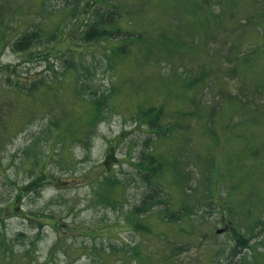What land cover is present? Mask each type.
<instances>
[{
  "label": "rangeland",
  "instance_id": "obj_1",
  "mask_svg": "<svg viewBox=\"0 0 264 264\" xmlns=\"http://www.w3.org/2000/svg\"><path fill=\"white\" fill-rule=\"evenodd\" d=\"M162 1L167 6H159ZM200 1L203 2L193 0V4ZM206 1L210 2L207 5L209 8L219 10L218 3L215 4L217 0ZM81 3L84 0H0V16L5 21L10 17L13 22L12 33L7 31L5 37L7 43L9 39L13 40L29 29L36 30L38 39L43 40V43H36L31 48L32 55L36 53L38 56H32L33 59L30 57V62L23 61L28 53H16L3 42L4 47L0 46V63L16 64L19 76L28 77L29 81H49L51 74L54 77L43 88L46 90L45 95L39 99L38 94L35 95V99H38L35 106L39 112H31L27 116L21 110V96L19 100L4 85L5 81L0 82V136L11 129L13 124H22L16 134L11 129V139L6 141V147L0 155V208L5 207V211L10 213L9 217L2 213L4 221L0 222V264H213L211 259L215 264H229L226 254L234 240L226 229V223L231 221V217L226 216L222 205L226 204L224 195L231 184L229 173H226L233 168L229 158L234 155L226 143L232 141L236 157L238 153L245 154V141L237 131L243 133V130H254L252 123L245 121L237 131L228 135L226 128L220 130V124H217L218 138L213 143L218 142V145H213L201 130L200 135H197L193 128L181 126L177 128L173 139L159 140L152 129H147L146 122L139 123L129 113L138 106H152L163 111L162 123L181 119L183 116L177 111L181 110V105L187 106L177 95L180 86L177 78H180L182 71L197 67L198 62V58L191 61L186 56L192 53L185 52L188 45L201 48L203 54L208 50L205 57L211 61V56L215 55L210 54L211 51L221 55L220 52H227L228 47L230 50L231 42H237L240 38L242 40L246 34H251V38L246 39L244 46L246 49L252 48V42L259 41L256 39L255 27L239 26L229 36L226 43L230 42L227 45L223 26L222 30L219 29V34H213V31L205 34L197 18L182 8L170 9L169 1L154 0L153 5L141 0H97L96 3H100V6L96 5V9L92 10L91 5L86 10L90 17L98 10L106 12L114 5L118 8L120 6L123 8L121 13L124 21L116 20L110 25V29L121 32L124 36L140 35L143 38L133 45L129 43L131 40L124 43L125 51H130L128 55L119 54L118 59L115 58L116 61L112 63L115 70H112L106 54L109 47L113 48L119 42L112 38L102 44L83 43L76 37L81 32L72 29L86 13L78 12ZM75 6L77 12L72 16ZM219 12L225 22L226 18L230 22V11ZM251 13H255L253 6L247 7L246 13L242 12V21L245 15ZM259 20L263 22L262 19ZM233 29L235 28L230 26L227 31L230 33ZM51 36H57L53 44L49 42ZM61 36L65 37L62 41ZM162 41L174 42L172 47L184 53L185 58L178 52L176 55H180L179 58H173V51L161 48L158 42ZM224 46L225 49H221ZM48 47L53 48L51 51H57L58 47L63 51L64 57L59 55L51 57L47 62L43 61L41 55L48 51ZM148 53L151 54L150 57ZM143 55L148 56L149 60L139 58ZM76 56L85 60L95 72L80 96L73 91L72 74L60 73L68 63L66 61ZM2 74L3 71L0 70V78ZM205 77L207 78V72ZM104 88L112 94L110 105L113 107L109 112L103 113L106 118L101 117L93 125L91 103L88 100L92 99L94 92L99 95ZM253 89L250 88L248 93ZM203 94L204 92L202 96ZM72 101H76V105H72ZM47 103L51 107H57L55 109L59 111L47 109ZM61 109L69 113L72 133L80 132L79 137L83 138L85 145L75 140L67 142L62 148L60 141L54 140L59 138L52 121L58 119ZM197 117L194 116L193 120ZM240 119L234 118L242 122ZM223 122L225 124L226 118ZM47 128L52 130L49 132V139L48 133L42 135ZM4 139L5 137L0 138V142ZM34 141L40 152L33 151L28 158L24 150ZM111 145H115L117 161L109 171L110 174L114 172L119 183L108 191L104 190L105 185L97 187L93 183L97 178L99 182L102 180L100 175L106 168L102 161ZM173 151H178L182 167L190 171L196 168V181H185L183 185L186 189L185 196L198 198L200 201L192 208L195 212L183 217L180 223H158L157 214L167 203L171 211H175L179 204L182 205V193L179 194V189L173 186L175 177L168 169L166 171L165 163V171L155 183L159 181L165 185L163 196H168L167 203L149 209L146 216L137 214L133 210L134 206L139 204L141 196L151 183L138 171L137 162L142 159L143 154H146L147 159L151 154L156 157L159 153L168 162L167 154L170 157ZM203 153L202 157H198V154ZM158 158L162 159V156L159 155ZM198 161L203 164L215 161L218 173L221 172L224 176L219 179L221 181L213 192L217 206L208 205L209 200L201 196L205 191L203 183L208 180L196 167ZM250 161L253 174L251 173L243 187L238 183L236 193L230 198L236 222L243 221L244 218L247 220L248 211L244 207L249 203L253 204V213L257 215L262 212V206H258L256 201L257 195L264 193V162ZM41 172L50 176L52 181L49 183L41 180L38 189L24 196L19 207H16L11 200L17 187H24L39 176L43 178ZM191 185L196 194L189 193ZM96 188L100 193L96 192ZM256 205L260 209H256ZM188 207L191 205L184 210ZM131 212L134 216H139L138 221L147 225L149 231L134 226V221L130 219ZM54 220L56 226L53 224ZM39 223H42V227L38 226ZM255 228H258V224ZM217 229L223 230L216 233ZM259 233L260 231L250 241L255 251L244 249L242 256L246 261L252 262L253 255L264 250L263 244L259 242L264 234L261 236Z\"/></svg>",
  "mask_w": 264,
  "mask_h": 264
},
{
  "label": "trees",
  "instance_id": "obj_2",
  "mask_svg": "<svg viewBox=\"0 0 264 264\" xmlns=\"http://www.w3.org/2000/svg\"><path fill=\"white\" fill-rule=\"evenodd\" d=\"M96 1L97 0H84V3H81L78 12H86V10L91 5V9L95 10L96 5H101L100 3H96ZM141 1L154 5V0ZM165 1H169L170 9L173 10L182 8L190 13L194 18H197L205 34H209L210 31H213V34H219V29L222 30L223 26V29L225 30L224 32L226 33L225 44L227 45L230 42L229 41L228 43H226L229 36L232 35L239 26L250 25L252 27L253 25L255 27V33L257 35L256 39H259V41H253L251 45L252 48L249 47L248 49H246L244 46L246 39H248L249 37L251 38V34H246L243 36L242 40L240 38V40H238L237 42H231L232 44L230 45V50L228 47L227 52H225V50L223 54L220 52L221 55L215 53V51H211L210 54H215L211 56V61H209V58L205 57L206 53L209 52L207 49H203V51L207 50V52L203 54L201 48H195L191 45H188V48L185 52L192 53L186 54V56H188L191 61H193L195 58H198V62L197 67L182 71L180 74V78H177V82H179L180 85L178 88L179 93L177 95L184 100L185 105L187 106L184 107L183 104L180 106L181 110L179 111L178 109L177 111V113H180L183 116L181 119H176V121H166V123H162L161 121L163 119V111H161L160 108L157 109L152 106L147 108L138 106L133 112H130L129 114L133 115L132 117H134V119L139 123L146 122L145 124L147 125V129H152L159 140H167L171 138L173 139L174 137H176L177 128L191 127V129H194V132L197 131V135H200L199 130H201L203 134L208 136L210 144L215 142V140H217L218 138L217 124H220V130H224L226 128V135H228L230 133L233 134L234 130L237 131L238 128H240L241 123H244L245 121H250L252 123V127L254 128V130L252 129L249 132H245L243 130V133L237 131L240 135H242L245 141V154L240 155L238 153L236 157V149L232 145V141L230 143H226L229 146L230 152L234 155V157L230 155L229 158V162L231 161V163L233 164V168L229 169V171H227L226 173H229L228 177L231 184L229 185V188L224 195V197H226V204L224 203V205H222L226 211V216L230 215L231 217V221L228 220V222L226 223V229L227 232L229 231L228 233L231 239L234 240V243L226 256L229 259V264H264V250H260L259 253L253 255L252 262L246 261L242 256V254H244V249L255 251V248L252 247L250 241L257 235L258 231H260L259 234L261 236L264 234V193L261 196L257 195L258 200L256 201L258 206H262V212L260 211L257 215L256 213H253V204L249 203L247 207H244L246 211H248V218L247 220L244 218L245 221H234L233 217H235V214L233 213V205L230 204L231 196L236 193V189L239 187L238 183L240 182L241 187H243L246 181L253 174L252 170L254 169H252L250 160L258 161L257 163L264 162V0H217L215 4L218 3L217 6H219V10L223 12L230 11V22H227V18L226 22L225 19L223 20V16H220L219 10L215 11L214 8H209V6L207 5L210 2L206 0H203V2L200 1L195 4H193V0ZM163 5L166 4L162 1L159 6ZM249 6L254 7L255 13L245 15L244 20L242 21V12L246 13L247 7ZM122 9L120 6L118 8L116 5H114L113 8H110L106 12H102L100 10L96 12L94 11L95 13L92 17H90L88 12H86L83 19L75 23L72 27V29L76 31L79 30V33L81 32L80 36L77 35L76 37L77 39L79 37V39L82 40L83 43L94 42L97 44H102V42H107L108 40H112V38L116 39L119 42L115 47H109V49L107 50L108 52L106 54V59L107 62L112 66V70H115V66L112 63L115 62L116 59H118L117 57H119V54L128 55L130 51V49L127 52L125 51L124 43L126 41L129 42L131 40L129 43L133 45L134 42L143 40L142 36L140 35L128 36L129 34H125L126 36H124L121 32L110 29V25L116 20H119V22L124 21V15L121 13ZM76 12L77 7L75 6V8L72 10V16H75ZM259 18L262 19V23ZM12 23L13 22L10 21V17H8V19L5 21L2 16H0V46L4 47V44H2L4 42L6 43V45L11 46L10 48L12 49V51L16 53H28V57H26L23 61L30 62L32 60H30L29 58L31 57L33 59V57L36 55V53L32 55L33 52L31 51V48L36 43H43V40L41 41V38L38 39L39 34L36 32V30H29L15 36L13 40L9 39V43H7L5 41V37L7 36V31H9V33H12ZM230 26L234 27L235 29L231 30V32L229 33L227 31V28H229ZM63 36L66 37V35ZM63 36H61L60 41L65 38ZM56 38L57 36H51V38H49V42L53 44ZM156 42L157 41H155V43ZM158 43H160L162 49L173 51L175 53V56L173 58L175 59L179 58L180 55H185L184 53H180L172 47V44L174 42L162 41ZM52 49L53 48L50 49V47H48V51L41 55L43 56V61L47 62L51 59V57H57L59 55L61 56V58L64 57L63 51L59 50L58 47L56 48L57 51H51ZM221 49H225V46ZM177 52L180 55H176L178 54ZM1 54L2 47L0 50V56ZM150 55L151 54L148 53L149 57ZM37 56L38 55H36V57ZM148 56L143 55L139 58H142L143 61L149 60ZM81 59H79V57L77 56L71 57L70 60L66 61L68 63L60 70V73L72 74L74 83L73 91L77 92V95L79 96L82 95V92L85 88L84 86L89 84L87 82L91 78H93L90 76L95 74V72L93 73V71L90 69V65L85 60ZM90 62L92 64V61ZM0 70L3 71L0 82L2 83L3 81H5L4 85L7 86L8 90L11 93L15 94L19 100L21 96L22 102L20 106L21 110L23 109L24 115L27 116L31 112L38 113L39 110L35 105L38 102L39 97L46 94V90H43V88L47 86L49 81H52L54 79L52 74L49 81H45L43 79H33L29 81L28 77L21 78L19 76L16 70V64L0 63ZM206 72L207 78L205 77ZM252 87L254 88L253 91L251 93H248V90ZM202 92H204L203 96ZM36 94H38V99H35ZM111 95V92L108 90L105 91L104 88L99 95H96L94 92V96L92 97V99L88 100L89 103H91V123L93 125H95V123L101 117L106 118L105 116H103V113L109 112V109L113 107L112 105H110ZM82 98L86 103L85 98ZM75 103L76 101H72V105H76ZM46 108L53 111H59L58 109H55L57 107H51L48 103ZM59 114L60 116L57 117L58 119L52 121L54 127L57 130V136L59 138H54V140L60 141V145L62 146V148L66 145L67 142H72L75 140L82 145H85L84 142H82L83 138L79 137L81 135L80 132L77 131L76 134L72 133V130L70 129L71 122L69 121V113L64 112V109H61V112ZM194 116H198L196 120H193ZM60 117H62L61 120L59 119ZM187 117L189 120H187ZM199 118L200 121L198 120ZM225 118L226 122L224 124L223 120ZM234 118L237 120L241 118L240 120H242V122H238L237 120H234ZM21 126L22 124H19V126L18 124L17 126H14L13 124L11 129L16 134ZM203 127L204 129H202ZM11 129H8V131H6L4 135L0 136V138L5 137L3 142H0V155L2 150L6 147V141H9L11 139ZM43 131L44 132L42 135L48 133L47 138L49 139V132L52 130L50 128H47ZM57 141L54 143V145L57 143ZM255 142H258V144H256ZM213 145H218V142L213 143ZM114 147L115 145L110 146L106 157L102 161V163L106 167L105 171L100 175V177H102V180H100L99 182L97 178V181H94L93 183L96 184L97 187L98 185H105L106 189L104 190L108 191H110L112 188L114 189L115 186L119 183L116 175H113L114 172L112 171V173L110 174L109 171V168L115 165L117 161L114 153ZM33 151L36 153L40 152L36 141L32 142L31 146L24 150V153L28 158H30V153H32ZM159 155L160 157L162 156V159L158 158ZM159 155L155 157L154 154H151L146 159V154H143L141 156L142 159L137 162L138 171H140L141 174L143 173V178L146 180H150L151 183L150 186H148V189H145L143 195L141 196L139 204L135 205L133 210L139 215L145 214L146 216L149 209L157 206L158 204L167 203L168 196H163V194L165 193V185L163 183L161 184L159 181L155 183L157 179L160 180V178L158 177L163 171H165V166L167 164L166 171L168 169V171L171 172V174L175 177V180L173 178L172 181L173 186L175 185L179 189V194L182 193V205L179 204V207L175 211H171L169 209V203H167L165 208L157 214L156 220L158 223L164 221L165 223L168 222L167 224L174 222L178 224V222L180 223L182 221L183 217L191 216L195 212L194 210H192V208L200 201L198 198L194 199L193 197L185 196L186 189L185 185H183L185 181H196L195 175L197 171H195L196 168L190 171V169L182 167L181 157L179 156L178 151H173L170 157L169 154H167L168 162H166V157L164 155H162L161 153H159ZM203 155L204 153L198 154V157H202ZM215 161H211L209 162V164H203L198 161L195 165L208 180H205L206 183H203L205 185V191L202 192L203 194L201 193V196L209 200V202L207 203L208 205L217 206V203L214 201L213 192L216 188V185L221 181L219 179L224 178V176L221 172L218 173ZM1 166L2 162L0 161V167ZM41 175H43V178L39 176L37 180H32L28 185L24 187H17L16 192L11 200V202L14 203L16 207H19V203H21L24 196H28L31 192H35L38 189L41 180L48 181L49 183L50 181H52L50 180V176H48L46 173L41 172ZM52 178L54 179L53 176ZM96 192L100 193V190L96 188ZM190 192L194 194L197 193L193 189L192 185L189 188V193ZM189 204L191 205V207H188V209L184 210V208ZM257 205L255 206V208L260 209ZM3 208H0V222L4 221L2 213H5L6 215H8V217L10 215V213L6 212L7 210L5 209V207ZM222 212L224 213V211ZM49 217L51 218L52 215H49ZM130 219L134 221L133 223L135 227L140 228L144 231H149V229H147V225H143L138 221V215L134 216L133 212H131ZM55 222L56 221L54 220L53 224H55ZM257 224L258 228L256 229L255 227ZM38 226L42 227V223H39ZM216 233H218L217 230ZM259 242L263 244L264 249V236L259 239ZM135 253L140 254L138 252ZM212 260L213 259H211V262L215 264V261ZM236 261L238 263H236Z\"/></svg>",
  "mask_w": 264,
  "mask_h": 264
}]
</instances>
